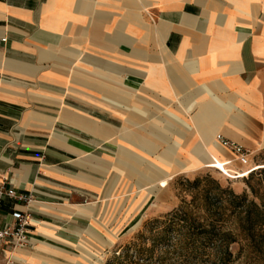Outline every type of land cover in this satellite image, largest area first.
Instances as JSON below:
<instances>
[{
	"label": "crops",
	"instance_id": "obj_1",
	"mask_svg": "<svg viewBox=\"0 0 264 264\" xmlns=\"http://www.w3.org/2000/svg\"><path fill=\"white\" fill-rule=\"evenodd\" d=\"M218 136L264 148V0H0V184L32 198L0 264H83L162 180L254 168Z\"/></svg>",
	"mask_w": 264,
	"mask_h": 264
},
{
	"label": "rangeland",
	"instance_id": "obj_2",
	"mask_svg": "<svg viewBox=\"0 0 264 264\" xmlns=\"http://www.w3.org/2000/svg\"><path fill=\"white\" fill-rule=\"evenodd\" d=\"M251 154L252 170L237 172L221 161L213 166L216 170L180 176L169 186L167 181L166 189L156 187L150 200L133 215L126 208L123 219L108 222L106 237H93L86 242L88 246L81 244L83 247L77 248L79 261L83 264H215L212 246L191 239V233L187 231L189 224L180 221L177 218L180 214L176 213L193 210L195 217L197 212L204 216L202 203L198 201L199 208L195 209L192 200L201 189L215 184L239 196L246 194L251 199L247 180L252 172L264 169V148ZM250 183L264 189V174L256 173ZM195 223L197 225L198 221ZM231 250L235 254L232 264L250 262L240 254L239 246L233 245Z\"/></svg>",
	"mask_w": 264,
	"mask_h": 264
},
{
	"label": "trees",
	"instance_id": "obj_3",
	"mask_svg": "<svg viewBox=\"0 0 264 264\" xmlns=\"http://www.w3.org/2000/svg\"><path fill=\"white\" fill-rule=\"evenodd\" d=\"M258 172L262 176L264 169L252 172L247 180L251 199L246 194L239 196L215 184L201 189L192 200L195 209L199 208L198 201L202 203L204 216L197 212L195 217L193 210L176 213L180 214L177 217L180 221L189 224L187 231L191 233V239L212 246L215 264L233 263V245L239 246L240 254L250 261L248 264H264V189L250 183Z\"/></svg>",
	"mask_w": 264,
	"mask_h": 264
},
{
	"label": "built area",
	"instance_id": "obj_4",
	"mask_svg": "<svg viewBox=\"0 0 264 264\" xmlns=\"http://www.w3.org/2000/svg\"><path fill=\"white\" fill-rule=\"evenodd\" d=\"M217 142L223 149L230 151L234 155L237 163L245 167L251 165L252 154L243 146L229 141L223 136H218ZM5 200H15L19 202H26L27 204L32 202V198L30 196L19 194L14 188H7L5 184H0V209ZM13 218L15 220L13 224H7L0 227V240L11 242L14 248L29 247L30 236L28 229L30 226V214L17 212L13 214Z\"/></svg>",
	"mask_w": 264,
	"mask_h": 264
},
{
	"label": "bare ground",
	"instance_id": "obj_5",
	"mask_svg": "<svg viewBox=\"0 0 264 264\" xmlns=\"http://www.w3.org/2000/svg\"><path fill=\"white\" fill-rule=\"evenodd\" d=\"M167 181H168V180H162V181L160 182V187H165V186L167 185Z\"/></svg>",
	"mask_w": 264,
	"mask_h": 264
}]
</instances>
